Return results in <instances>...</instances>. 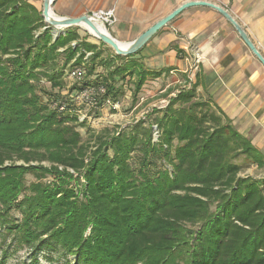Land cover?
<instances>
[{
	"label": "trees",
	"instance_id": "obj_1",
	"mask_svg": "<svg viewBox=\"0 0 264 264\" xmlns=\"http://www.w3.org/2000/svg\"><path fill=\"white\" fill-rule=\"evenodd\" d=\"M75 40L70 27L55 39L25 0H0V216L20 215L6 231L20 247L61 249L73 264H264V176L239 175L261 170L264 156L211 99L195 100L198 75L155 119L157 142L140 121L83 144L77 128L86 123L77 121L72 95L102 86L94 80L101 52ZM139 52L115 55L124 63L108 74L135 77L134 93L174 70H145ZM85 53L84 81L62 95L64 70L80 66ZM42 82L50 85L47 100L38 94ZM106 89L102 97L112 99L114 88ZM56 100L64 112L50 107Z\"/></svg>",
	"mask_w": 264,
	"mask_h": 264
},
{
	"label": "crops",
	"instance_id": "obj_2",
	"mask_svg": "<svg viewBox=\"0 0 264 264\" xmlns=\"http://www.w3.org/2000/svg\"><path fill=\"white\" fill-rule=\"evenodd\" d=\"M25 1L41 12L43 0ZM189 1H204L226 10L264 59L263 0H53L51 12L77 18L90 9L113 8L117 22L110 36L120 42L124 27L132 29L133 35L135 25L141 23L140 35L152 22ZM167 25L140 49L136 58L150 71L174 68L191 80L197 74V93L211 99L236 132L264 156L263 66L232 26L211 8L191 7ZM174 45L179 53L171 47Z\"/></svg>",
	"mask_w": 264,
	"mask_h": 264
},
{
	"label": "rangeland",
	"instance_id": "obj_3",
	"mask_svg": "<svg viewBox=\"0 0 264 264\" xmlns=\"http://www.w3.org/2000/svg\"><path fill=\"white\" fill-rule=\"evenodd\" d=\"M100 8L101 7H98L97 9ZM91 10L94 9H90V12ZM171 22H173V20ZM171 22L168 23V25L171 24ZM67 29L69 28L61 29V32L65 33ZM70 29L74 30L76 33L77 40H75V43L85 41L90 44H94L97 46V50L101 52V56L95 61L96 67L94 80L96 84L97 82L102 83L104 93L99 91H95L94 93H92L91 95L93 96L94 100L91 104L84 102L77 104V108L78 110H80V113L86 114V116L90 118L89 123L92 122L93 124L92 125L87 123L86 125L77 128L83 144H92L96 141L95 138L97 136L105 135V130H110L111 132L115 133L128 132L136 123L140 121L145 122L146 126H149L151 124V128H153V126H156L154 124L155 119L161 116V111L166 108L169 99L175 97V95L179 92L189 90L195 83V79L191 80L186 73H180L173 70L164 72L160 75V77L157 78L149 77L148 80L140 87V89L136 93H134L135 77H117V81H113L108 77V74L113 70V68L116 66H121L124 61L121 59H116L114 52L109 47H107L106 45H101L100 42L90 36L88 32L81 27L73 26L70 27ZM141 29H143L142 24L138 23L137 25H135L134 34L132 35L133 30L128 27H124L122 31L123 35L121 36L122 40L120 42H131L137 35H139L138 31H140ZM56 31L57 30H55L54 28H51L52 36ZM111 37H113L112 34ZM90 56L91 53H85L82 59V63H84V66L87 70L90 67ZM63 58L64 56L62 55L59 57L57 63L58 66L61 62H63ZM84 58H86V60H84ZM110 60L111 63L113 62V66L109 67L105 63H108ZM142 64L145 70H148L143 62ZM69 65L64 70V73L72 68ZM62 79L66 86V90H64L62 93L65 94L67 90H70L72 86L75 85L76 82L68 80L65 77H63ZM94 80L91 82H94ZM107 86H112L114 88L113 92H115L114 95L109 94L112 99H110L109 97L107 98V100L111 104L110 106L106 104V97H102L104 96L105 92H107ZM37 89L38 94L43 98V100L51 98L52 93L50 91V85L47 82L38 86ZM96 89H98V86L96 87ZM73 95H76V93H74ZM112 100H114V103L111 102ZM195 100L197 102H203L208 101V98L206 96L203 97L201 93H197ZM210 111H215V109L211 107ZM156 129L158 130L157 126ZM157 141L158 138H153V142ZM139 156V153H135V155L132 156L131 163L134 167H136V165L134 164L138 162ZM235 162L239 165H243L244 167L245 163L242 158L237 159ZM17 164H20V162H18ZM41 165L44 167H48V164L45 162ZM164 166L167 169L169 168L166 165ZM69 172L70 174H74V172L72 171ZM239 175H249L258 178L260 176H264V169L260 170L254 166H251L247 169L243 168ZM73 176L76 177V174H74ZM31 182H34V178L31 175L25 176V184L28 185ZM44 182H50V179L48 178L46 181L44 180ZM73 185L74 184H71V186ZM19 221L20 215L16 211L10 212L9 215L0 216V263L73 264L75 257L66 255L61 249H57L55 252L48 253L36 252L34 249H30L25 246L20 247L15 238V234L13 232L8 233L6 231L7 226H10V224L17 223Z\"/></svg>",
	"mask_w": 264,
	"mask_h": 264
},
{
	"label": "water",
	"instance_id": "obj_4",
	"mask_svg": "<svg viewBox=\"0 0 264 264\" xmlns=\"http://www.w3.org/2000/svg\"><path fill=\"white\" fill-rule=\"evenodd\" d=\"M53 0H43L42 1V10L41 17L43 18L44 24L49 28H60V30L54 34L55 39L59 37L61 34V29L69 28L73 26H87L93 33L94 38L109 47L116 56H130L138 52L142 47H144L161 29H163L168 23L174 20L179 14H181L184 10L189 9L191 7H208L220 14L236 31L240 39L244 42L247 48L251 51V53L257 58L260 64L264 68V59L259 54V52L255 49L253 44L250 42L249 38L243 31V29L236 23V21L227 13L223 8L216 6L214 4L204 2V1H189L181 4L176 9H174L171 13L159 19L155 23H153L148 29H146L143 33L138 35L131 42L127 43L125 46H121L114 38H112L109 34H106L98 29L86 15L77 17V18H67V17H59L51 15V6Z\"/></svg>",
	"mask_w": 264,
	"mask_h": 264
},
{
	"label": "built area",
	"instance_id": "obj_5",
	"mask_svg": "<svg viewBox=\"0 0 264 264\" xmlns=\"http://www.w3.org/2000/svg\"><path fill=\"white\" fill-rule=\"evenodd\" d=\"M92 22H95L96 24H98L99 26H101L109 35H110V29L116 24L117 22V18H116V14L114 9H97V10H93L87 14H85ZM64 32H61L60 35L64 36ZM53 37L55 38V36L53 35ZM72 45H74V43H72ZM61 51V50H59ZM89 55V54H86ZM84 60H86V58H84ZM84 63H82L80 66L78 67H72L71 69H69V71L64 73V77L67 78L68 80H71L73 82H76V84H79L80 82H83L85 77H84ZM97 86H88L85 88H81L80 90H78V92H76V95H72V101L74 103V106L76 108V110H74L73 112L75 113L76 117H77V121L79 123H88V124H92L89 123L90 118L86 116V114H82L80 113V110H78L77 108V104L78 103H93V96L91 95L92 93H94L95 91H99L104 93V88H102V86H98V89H96ZM62 94V95H66ZM91 96V97H90ZM90 97V99H89ZM86 98V99H85ZM76 102V103H75ZM106 104L108 106H110V102L106 99ZM52 109L57 110L58 112H64L66 110V103L61 101V100H56L54 101L51 106ZM93 125V124H92ZM152 136L153 138H158V130L156 129V126H153L152 128ZM61 169V168H60ZM71 171V170H70Z\"/></svg>",
	"mask_w": 264,
	"mask_h": 264
},
{
	"label": "bare ground",
	"instance_id": "obj_6",
	"mask_svg": "<svg viewBox=\"0 0 264 264\" xmlns=\"http://www.w3.org/2000/svg\"><path fill=\"white\" fill-rule=\"evenodd\" d=\"M52 16H53V13L51 14ZM56 16V15H55ZM57 17V16H56ZM90 20V19H89ZM91 21V20H90ZM92 22V21H91ZM96 27H98V29L100 30V31H102V32H104V33H106V34H108L101 26H99L98 24H96L95 22H92ZM79 27H81L82 29H84L85 31H87L88 32V34L90 35V36H92L93 38H94V33L87 27V26H85V25H81V26H79ZM55 30H57L56 32H55V34L60 30V28H56ZM118 42V41H117ZM121 46H125L127 43H121V42H118Z\"/></svg>",
	"mask_w": 264,
	"mask_h": 264
}]
</instances>
